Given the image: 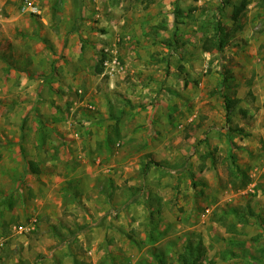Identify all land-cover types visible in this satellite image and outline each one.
<instances>
[{
	"label": "rangeland",
	"instance_id": "obj_1",
	"mask_svg": "<svg viewBox=\"0 0 264 264\" xmlns=\"http://www.w3.org/2000/svg\"><path fill=\"white\" fill-rule=\"evenodd\" d=\"M30 2L0 0V264H264V0Z\"/></svg>",
	"mask_w": 264,
	"mask_h": 264
},
{
	"label": "trees",
	"instance_id": "obj_2",
	"mask_svg": "<svg viewBox=\"0 0 264 264\" xmlns=\"http://www.w3.org/2000/svg\"><path fill=\"white\" fill-rule=\"evenodd\" d=\"M248 183V180H244L243 182V186H246ZM188 249H189V255H184L182 257V260H181V264H200L201 262H196L197 258L199 256H197V253H196V247L191 243L188 245Z\"/></svg>",
	"mask_w": 264,
	"mask_h": 264
},
{
	"label": "built area",
	"instance_id": "obj_3",
	"mask_svg": "<svg viewBox=\"0 0 264 264\" xmlns=\"http://www.w3.org/2000/svg\"><path fill=\"white\" fill-rule=\"evenodd\" d=\"M27 4H29L30 10L33 12H39V9L37 7H34V5L30 2V0H26Z\"/></svg>",
	"mask_w": 264,
	"mask_h": 264
},
{
	"label": "crops",
	"instance_id": "obj_4",
	"mask_svg": "<svg viewBox=\"0 0 264 264\" xmlns=\"http://www.w3.org/2000/svg\"><path fill=\"white\" fill-rule=\"evenodd\" d=\"M3 60V59H2Z\"/></svg>",
	"mask_w": 264,
	"mask_h": 264
}]
</instances>
